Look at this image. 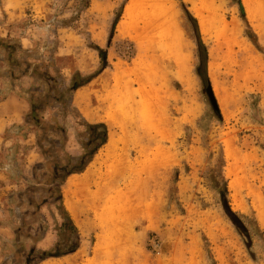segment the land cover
<instances>
[{"label":"rangeland","instance_id":"obj_1","mask_svg":"<svg viewBox=\"0 0 264 264\" xmlns=\"http://www.w3.org/2000/svg\"><path fill=\"white\" fill-rule=\"evenodd\" d=\"M168 1L177 9L183 37L178 51L186 66L148 38L138 39L121 27L131 0H90L86 8L79 0H17L18 13L23 9L25 15L8 21L5 14L10 33L3 38L15 44L16 54L8 59L0 45V101L10 92L26 99L31 94L57 96L34 70H50L61 89L76 72L88 76L100 71L70 102L51 98L52 105L40 111L45 128L68 127L67 140L50 132L42 141L50 155L58 151L67 163L68 155L81 153L77 136L87 129L75 107L85 118H101L120 136L121 128L109 115L127 113L137 121L129 129L138 135L120 140L114 154L102 147L90 163L93 174L70 194L86 239L80 249L37 264H91L95 255L100 260L94 264H264V222L254 201L256 192L264 198V70H239L236 65L242 61L233 62L215 27L203 33L199 25L198 32L190 14L196 16L193 8L201 7V0ZM211 1L220 8L217 24L235 20L239 38L264 69V31H256L258 25L264 27V19H253L244 0L247 21L240 0ZM91 44L107 50L105 69L100 70L101 58ZM14 66L16 81L10 72ZM188 77L196 80L194 89L188 88ZM5 113L0 111V119ZM3 124L0 264H27L29 259L35 264L43 250L62 241L61 226H69V219L51 188L52 173L39 145L42 129L31 123ZM157 148L172 165L156 164ZM73 174L78 181L86 173ZM137 177L142 180L139 190L148 193L141 203L152 201L153 206L127 223L118 195ZM235 178L241 181L237 193L230 184ZM62 191L65 202L67 185ZM224 200L245 229L231 220ZM102 216L114 218L110 230ZM68 233L66 243L74 244L69 227Z\"/></svg>","mask_w":264,"mask_h":264},{"label":"bare ground","instance_id":"obj_2","mask_svg":"<svg viewBox=\"0 0 264 264\" xmlns=\"http://www.w3.org/2000/svg\"><path fill=\"white\" fill-rule=\"evenodd\" d=\"M211 0H201V7L193 8L195 15L199 19V25L203 33L210 31V29L217 30L219 37H221L227 47L230 49L231 59L233 62L242 61L237 64L240 67L239 70H245L248 66L253 70H264L256 59L251 57V51L248 43L239 38V28L235 20L231 23L217 24L219 21V6L214 2L211 4ZM248 14L253 19H264V0H244ZM215 4V5H214ZM121 27L129 33H135L138 39L148 38L157 45L160 49H163L166 55L179 57L180 64H185L183 56L179 55V47L183 44V37L180 30V26L177 20V9L175 5L170 3L168 0H131L130 5L127 7L124 20L121 21ZM257 33H262L264 27L262 25L257 26ZM147 36V37H146ZM146 40V39H145ZM256 64V65H255ZM186 66V64H185ZM210 70L212 64L209 65ZM196 80L193 77L187 78V86L189 89H194ZM118 101V98L115 97ZM153 103V102H152ZM93 118V116H91ZM110 120L119 126L122 131L120 134H112L111 139L107 142L106 149L109 153L114 154L118 150V143L123 140L126 136L138 135L136 131L129 129V127H135L137 121L129 114H121L113 112L109 115ZM139 130V129H138ZM159 132V129H158ZM146 150H150V147H146ZM149 155V154H148ZM156 157V164L158 166H169L172 165V160L168 155H162L161 149L157 148L154 152ZM123 159H117L120 163ZM154 162V161H153ZM93 171H88L85 176H91ZM141 178L137 177V180L132 182L127 190H123L118 197L123 201V212L126 215L125 221L128 223L132 217H136L138 214H145L149 211L153 202L141 203L142 198H147V192H141L139 185ZM240 180L235 178L231 181V187L236 193L239 190ZM81 182L76 181L75 177H71L67 184V195L66 201L67 206L70 210L74 211L75 206L72 203L73 194H75L74 187H77ZM72 196L70 197V194ZM255 205L260 209L261 219L264 222V198L261 192L254 194ZM113 208V207H112ZM111 211V210H110ZM131 211V213H130ZM104 220V216L101 217ZM114 218L108 217L104 220V226H108L106 229L110 230L113 226ZM100 249H103L102 241L98 243ZM95 258V260H94ZM91 264L98 262L100 257L95 255Z\"/></svg>","mask_w":264,"mask_h":264},{"label":"trees","instance_id":"obj_3","mask_svg":"<svg viewBox=\"0 0 264 264\" xmlns=\"http://www.w3.org/2000/svg\"><path fill=\"white\" fill-rule=\"evenodd\" d=\"M79 3L82 4L84 8L89 7L90 5V0H79ZM241 9L243 11V17L247 21L246 14H245V9L243 7V4L240 0L239 2ZM81 7V8H83ZM191 19L193 22H195L196 27L198 28V32H200L199 28V22L198 18L194 16V14H190ZM112 37V34H111ZM0 45L3 46L6 49L7 52V58L13 59L16 54V46L14 43L10 41L8 38H3L0 37ZM91 47L96 49L99 53V56L101 58V69L103 70L108 66V61H107V50L103 48L100 45L97 44H91ZM30 51V50H29ZM28 62H26L27 64ZM16 67H11L10 72H12V78H14V81L19 79V74L15 72ZM21 71V70H20ZM35 74L39 76L41 80H44V82L47 83L48 85V90L49 93H57L53 96L52 94H46L41 95V94H31L29 97H27L29 104H30V111L27 114V122L31 124H36L42 129V134L41 138L39 140V145L41 147L42 153L45 155L47 158V170H49L52 173V178H53V186L52 191L56 195V197L61 201V213L69 219V226L67 223H63V226L61 228L63 229L64 232H61L59 236L62 238V241H58L55 246L53 247L54 249H46L42 251V254L40 255L39 259H37V263H39L42 260H46L48 258L52 257H61L65 256L68 254L75 253L82 245V234L75 223L70 211L67 209L65 202H64V196H63V191H62V186L65 183L66 179L73 173H81L87 169V167L90 165V163L94 160L96 155L99 153L102 147L107 144L110 138V128L106 122H90L87 120L83 114L78 110L77 107L76 111L78 114V118L81 121V124L85 126L87 129L85 135H78L77 139L81 145V153L77 157H73L71 155H68L67 157L69 158V161L67 163H64L61 159V156L58 151L53 152L52 155H50V150L46 148L45 144L42 142L46 135L50 132L52 133H58L61 134L64 138V140L68 139V127L67 125H61L56 129L52 128L48 129L45 128V124L43 122V117L40 115V111L43 109V107L46 105H52L51 103V98H56L60 99V101H63L65 103H68L72 100V96L75 95L76 91L87 85L89 82H91L98 74L100 71L90 74L88 76L83 75L80 71L76 72L72 78L71 81L68 85H65L62 89L60 88L59 85V80L56 76H54L50 70H34ZM34 72L27 71L29 73V76L33 77L32 74ZM31 73V75H30ZM25 74L24 76H26ZM207 80L210 82V77L207 72L206 76ZM62 98H60V96ZM59 96V97H58ZM6 97V95H5ZM4 97V98H5ZM3 98V99H4ZM216 106V111L218 115H220V110L217 104ZM68 111V108L66 109ZM57 122L58 120L55 119ZM33 176H37V171L36 169H33L32 171ZM61 179V181L57 182L55 181L56 179ZM68 227L72 232L75 234L76 240L74 244H68L66 243V239L69 237L68 233ZM37 251V247L31 250V255L34 254ZM40 260V261H39ZM32 261L29 259L27 264H31Z\"/></svg>","mask_w":264,"mask_h":264},{"label":"crops","instance_id":"obj_4","mask_svg":"<svg viewBox=\"0 0 264 264\" xmlns=\"http://www.w3.org/2000/svg\"><path fill=\"white\" fill-rule=\"evenodd\" d=\"M1 8H0V37H7L10 33V30L7 28V25L6 23L7 22H4V18H5V14L6 16L8 15V18L9 20L8 21H15V20H19L21 19L25 13L23 9H21V12L18 13V7H20V3L17 2V0H1ZM24 39V38H23ZM24 47H26L27 49H31V48H28V46H25V44H23ZM88 85V84H87ZM85 85V86H87ZM85 86L81 87L78 89L77 93L79 91H81ZM16 104V106L14 105V107H10L11 104ZM17 107V108H16ZM22 109V112L19 113V115L17 114L18 112V109ZM6 110V113L4 114L5 116L0 119V122H4L3 126H8V125H23L24 123L25 124H28L27 122V114L30 110V104H29V101L23 96V95H19L15 92H10L2 101H0V111H5ZM2 113V112H1ZM86 117V116H85ZM87 120H89L90 122H105V121H101V118H86ZM111 136H112V133H111V130H110V138L109 140L111 139ZM106 145V144H105ZM98 155V154H97ZM0 156H1V152H0ZM92 163V162H91ZM90 166V165H89ZM89 166L87 167V169L80 174H83V173H87L88 169H89ZM75 174H71L65 181V183L63 184V186H66L68 184V181L69 179L73 176L74 177ZM85 177H82V178H78L80 180V182H84L85 181ZM66 198H65V205L67 207V209L70 211L75 223L77 224L76 222V208L74 211L70 210L67 206V203H66ZM77 226L79 227L80 231H81V234H82V243L86 240L83 233H82V230L80 228V226L77 224ZM99 240V239H98ZM97 240V242H98ZM80 249V248H79ZM73 254V253H72ZM70 255V254H68ZM68 255H65V256H68ZM64 257V256H62ZM52 258H57V257H52ZM60 258V257H58ZM51 258H48L46 260H43V262H46L48 260H50Z\"/></svg>","mask_w":264,"mask_h":264},{"label":"water","instance_id":"obj_5","mask_svg":"<svg viewBox=\"0 0 264 264\" xmlns=\"http://www.w3.org/2000/svg\"><path fill=\"white\" fill-rule=\"evenodd\" d=\"M224 206H225V210L227 212V214L229 215V217L231 218V220H233V222H235L239 228L245 229L243 226V223L239 220V218L237 217L236 213L232 210L230 203L228 200H224ZM247 242V246H251V240L246 241ZM253 258H255L254 253H252Z\"/></svg>","mask_w":264,"mask_h":264}]
</instances>
